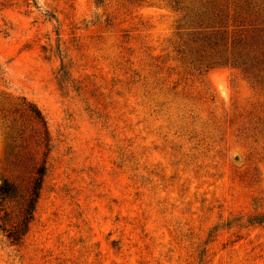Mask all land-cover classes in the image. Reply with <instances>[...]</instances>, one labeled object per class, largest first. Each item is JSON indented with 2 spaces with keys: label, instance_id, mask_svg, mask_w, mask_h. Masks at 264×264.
I'll list each match as a JSON object with an SVG mask.
<instances>
[{
  "label": "rangeland",
  "instance_id": "rangeland-1",
  "mask_svg": "<svg viewBox=\"0 0 264 264\" xmlns=\"http://www.w3.org/2000/svg\"><path fill=\"white\" fill-rule=\"evenodd\" d=\"M263 10L0 0V184L43 159L24 99L51 139L34 220L21 246L0 231V264H264V78L207 68L215 32Z\"/></svg>",
  "mask_w": 264,
  "mask_h": 264
},
{
  "label": "trees",
  "instance_id": "trees-1",
  "mask_svg": "<svg viewBox=\"0 0 264 264\" xmlns=\"http://www.w3.org/2000/svg\"><path fill=\"white\" fill-rule=\"evenodd\" d=\"M103 0H96L102 4ZM264 11V10H263ZM259 13V12H258ZM250 22L239 21L231 38H225L226 32L217 30L214 34V45L217 47V60L207 66L225 65L241 70L246 76L264 78V12L257 14ZM221 47V48H220ZM26 113L33 120L38 134L41 136V145L44 147L43 159L36 163L25 186H21L5 178L0 184V231L10 245L21 246L24 237L29 232L30 224L34 220L37 204L41 198L45 179L48 173V154L51 151V139L47 122L37 106L24 99ZM19 134V130L16 131ZM18 156H16L17 159ZM17 164L25 168L24 162L17 159ZM28 170V169H27ZM6 202H16L19 207L17 220L8 224V215L4 212ZM255 224L264 225V214L254 218Z\"/></svg>",
  "mask_w": 264,
  "mask_h": 264
}]
</instances>
